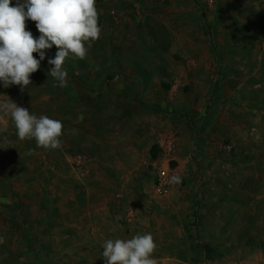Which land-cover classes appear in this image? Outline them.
I'll return each instance as SVG.
<instances>
[{
    "label": "rangeland",
    "instance_id": "obj_1",
    "mask_svg": "<svg viewBox=\"0 0 264 264\" xmlns=\"http://www.w3.org/2000/svg\"><path fill=\"white\" fill-rule=\"evenodd\" d=\"M96 7L100 38L66 58V87L55 46L24 92L0 84V102L63 124L45 150L0 115V264H104L67 228L114 222L120 239L151 233L158 264H264V0ZM167 166L181 183L162 188Z\"/></svg>",
    "mask_w": 264,
    "mask_h": 264
},
{
    "label": "clouds",
    "instance_id": "obj_2",
    "mask_svg": "<svg viewBox=\"0 0 264 264\" xmlns=\"http://www.w3.org/2000/svg\"><path fill=\"white\" fill-rule=\"evenodd\" d=\"M29 20L35 23L38 38L26 30ZM101 31L96 0H16L15 6L12 0H0V84L4 88L20 86L24 92L32 84L31 75L46 58L45 50L55 46L58 51L48 60V75L56 82L54 86L66 87V58L84 59ZM0 115L10 118L21 141L34 140L45 150L60 147L61 121L30 114L12 99L0 102ZM170 183H181V177L172 175ZM102 247L104 264H158L153 257L157 245L151 233L106 239Z\"/></svg>",
    "mask_w": 264,
    "mask_h": 264
},
{
    "label": "crops",
    "instance_id": "obj_3",
    "mask_svg": "<svg viewBox=\"0 0 264 264\" xmlns=\"http://www.w3.org/2000/svg\"><path fill=\"white\" fill-rule=\"evenodd\" d=\"M94 210L92 211V213ZM113 223V222H111ZM107 226V227H106ZM105 228H101L97 223L92 224V225H87L86 223L83 224H78V225H69L67 228V243L69 246L75 245V247H78L77 249H89L92 247V250L94 249V252L96 251L97 248H103L102 245L106 239H117L119 237V233L116 228L123 229L124 227L121 225L119 222H114L112 224L111 228L109 225H106ZM111 228V229H110ZM118 234V235H116ZM71 235V238H70ZM109 237V238H107ZM71 239V240H70ZM75 239V240H74ZM74 240V241H73ZM83 254L84 252L81 251ZM86 257L89 260H93L94 264H97L98 261H96L97 256L94 254L91 257L87 256ZM85 257V258H86ZM100 261H104L103 258H99ZM88 260V264H93L91 261Z\"/></svg>",
    "mask_w": 264,
    "mask_h": 264
},
{
    "label": "built area",
    "instance_id": "obj_4",
    "mask_svg": "<svg viewBox=\"0 0 264 264\" xmlns=\"http://www.w3.org/2000/svg\"><path fill=\"white\" fill-rule=\"evenodd\" d=\"M102 0H96V2H101ZM176 171H173L170 166H167L166 168L162 169L159 172V183L162 188H168L171 187L173 184L170 183V177L175 174Z\"/></svg>",
    "mask_w": 264,
    "mask_h": 264
}]
</instances>
